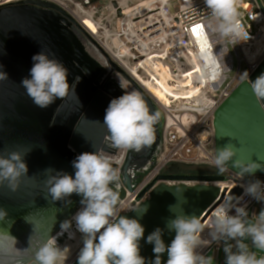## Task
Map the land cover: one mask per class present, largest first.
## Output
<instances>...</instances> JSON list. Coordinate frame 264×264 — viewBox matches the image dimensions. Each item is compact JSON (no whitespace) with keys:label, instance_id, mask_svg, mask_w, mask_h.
I'll return each mask as SVG.
<instances>
[{"label":"water","instance_id":"water-1","mask_svg":"<svg viewBox=\"0 0 264 264\" xmlns=\"http://www.w3.org/2000/svg\"><path fill=\"white\" fill-rule=\"evenodd\" d=\"M40 51L62 62L69 71L68 95L57 99L46 109L35 106L20 85L24 78H30L32 57ZM0 66V70L8 76V79L0 80V150L33 147L24 158L28 176L21 178L18 190L12 192L7 186L0 187V208L7 213L0 219V234H10L20 239V234L28 225L34 224L30 228H36L38 223L44 226L53 224L54 219L62 220L81 206V198L75 194L70 197L72 203L68 207L63 202L53 204L45 199L46 176L43 171L51 167L74 176L71 162L77 155L99 149L107 151L105 141L109 133L103 123L105 110L111 99L124 93L109 81L107 73L118 71L130 79L71 16L58 6L40 0H22L0 7ZM85 69L89 71L88 74L84 73ZM261 73H264V61L250 80L241 82L217 109L214 122L216 147L231 142L239 149L237 158L252 159L257 163H264V100L254 96L249 84ZM77 77L81 79L73 91L71 86ZM135 90L142 94L151 111L160 113V117L155 125L152 146L139 153L128 151L120 168L113 164L119 169L120 180L128 191H133L139 185L162 149V111L142 89L135 86ZM40 145H44L46 151ZM117 152L118 149H115L112 154ZM245 178L246 181H264V172L257 171L254 177ZM162 179L206 183L226 180L224 176L215 178L201 174L164 175ZM241 194L240 188L228 192V189L214 184H160L152 191L151 198L136 209L137 212L124 215L137 218L144 205L150 206L140 219L145 227L140 254L145 257L146 264H151L155 258L153 245L148 244L146 238L156 227H165V218L172 217L168 211L169 205L177 204V214L197 215L205 224L223 201L228 202ZM174 235V232L165 230L162 238L166 245L171 243ZM27 256L24 252L20 259L26 260ZM166 261L167 253L162 255V264H166ZM72 264H76V260Z\"/></svg>","mask_w":264,"mask_h":264},{"label":"clouds","instance_id":"clouds-1","mask_svg":"<svg viewBox=\"0 0 264 264\" xmlns=\"http://www.w3.org/2000/svg\"><path fill=\"white\" fill-rule=\"evenodd\" d=\"M204 4L210 10V28L230 38L234 44L247 38V33L237 20L234 0H204ZM32 60L30 78H24L20 85L35 106L46 109L57 99L68 95L69 71L62 62L50 58L43 51L34 55ZM88 72L84 70L85 74ZM5 79H8L7 73L0 70V80ZM80 79L77 77L73 82V91ZM240 79L249 81L247 70L241 74ZM249 86L258 100H264V73L251 81ZM159 117L160 113L151 111L142 94L137 91L124 92L111 99L103 119L109 133L110 146L136 153L150 148L155 141V125ZM39 147L46 151L44 145ZM32 150L31 146L14 151L7 148L0 150V187L7 186L12 192L18 190L21 178L28 176L24 158ZM238 151L231 142L216 147L211 163L220 173L230 168L237 169L236 173L242 181L246 176L254 177L257 171L264 172V163L237 158ZM114 163L118 162L103 149H99L75 157L71 162L74 176L51 167L43 171L46 176L45 199L53 204L63 202L68 207L72 203L70 197L75 194L81 198V207L70 219L60 222V231L55 236L38 247L34 264H66L69 246H61L57 240L65 234L69 240H75L77 232L80 234V246L76 264H146L145 257L140 254V241L145 234L140 219L150 206L144 205L137 218L121 215L125 209L119 192L115 190L120 187V174L119 169L113 167ZM240 187L243 189L242 195L230 198L217 207L207 225L197 215L177 214V204L169 205L168 211L172 217L165 218V227H156L146 238V242L153 245L155 258L151 264H162V255L165 253L166 264H213V257L205 256L200 251L209 243L201 235L206 226L210 229L212 241H235V251L232 247L224 249V264H264V257L257 258L254 252L249 251L248 244L244 243L245 239L250 238L253 247L264 250V208L256 215L255 222L250 223L244 202L245 197H250L264 203V181L248 180L247 183H241ZM131 211L137 212L136 209ZM233 211L234 214H230ZM6 214L0 208V219ZM165 230L175 233L168 245L162 238ZM7 241H11L13 247L17 243L16 238L10 234H0V250L5 248Z\"/></svg>","mask_w":264,"mask_h":264},{"label":"built area","instance_id":"built-area-1","mask_svg":"<svg viewBox=\"0 0 264 264\" xmlns=\"http://www.w3.org/2000/svg\"><path fill=\"white\" fill-rule=\"evenodd\" d=\"M20 1L0 0V7ZM40 1L54 4L71 16L131 80L112 71L107 73L109 81L123 92L136 91L135 86L142 89L162 111V149L153 167L133 191L126 190L119 180L124 192L120 199L125 209L121 215L133 212L132 209L149 200L154 188L160 184H213L164 180L162 176L182 175L170 173L169 170L176 166L218 171L211 163L216 148L215 113L243 82L241 74L247 70L250 80L264 61L263 5L258 0H234L237 20L247 33L246 39L234 44L230 38L208 26L211 16L204 0ZM128 8L129 12L121 16V11ZM197 25L202 26L199 33L193 31ZM109 155L120 168L128 151L118 150L115 155ZM220 175L226 178L223 189L230 192L240 188L243 193L240 185L247 183L246 178L242 181L230 170ZM244 202L248 211L259 203L250 197H245ZM211 217L212 214L205 225ZM201 235L209 241L200 250L202 254L212 248L223 251L226 246V241H212L205 231ZM63 239L76 243L69 240L67 234L59 237L57 243L61 245ZM76 244L66 264L76 260L80 239Z\"/></svg>","mask_w":264,"mask_h":264},{"label":"bare ground","instance_id":"bare-ground-1","mask_svg":"<svg viewBox=\"0 0 264 264\" xmlns=\"http://www.w3.org/2000/svg\"><path fill=\"white\" fill-rule=\"evenodd\" d=\"M140 1H143V0H140ZM126 13L124 12V10H122L120 15L123 16ZM213 184L220 188L225 186L224 182H216ZM80 207L81 206L75 209L71 215H66L62 220L54 219L53 224L44 226L38 223L37 224L38 226H36V228L35 227L30 228L31 226H34V224L28 225L26 230L24 229V232L20 234L21 236L20 239H16L17 243L15 247H13L11 241H9V243L5 245V248L3 250H0V258H3V259H0V262H1L0 264H34V261L21 260L23 253L26 252L27 250L36 251L41 244L46 242L47 239H49L51 236H55L60 231V222H62L65 219H69L70 216L74 215L75 212L78 211ZM204 231L209 233L210 229L206 226ZM30 236H31V246L29 247V237ZM79 239H80L79 235L76 233V239H75L76 243L78 242ZM76 243L75 242L67 243V246H69V249H70L69 257L75 251L74 249L76 248V245H77ZM16 249H20L22 251L18 252L16 251ZM24 249H27V250H24ZM73 260L74 259H72L69 262V264H71Z\"/></svg>","mask_w":264,"mask_h":264},{"label":"crops","instance_id":"crops-1","mask_svg":"<svg viewBox=\"0 0 264 264\" xmlns=\"http://www.w3.org/2000/svg\"><path fill=\"white\" fill-rule=\"evenodd\" d=\"M264 208V203L259 202L254 207H252L248 211V220L250 223L255 222L256 215L259 214V212ZM225 247H232L233 251H235V241H226ZM244 243L248 244L249 251L254 252L257 256V258L264 257V250L257 249L252 246L250 238L245 239ZM225 249V248H224ZM217 251L216 249L212 248L203 255L213 257V264H224L225 262V251Z\"/></svg>","mask_w":264,"mask_h":264},{"label":"rangeland","instance_id":"rangeland-1","mask_svg":"<svg viewBox=\"0 0 264 264\" xmlns=\"http://www.w3.org/2000/svg\"><path fill=\"white\" fill-rule=\"evenodd\" d=\"M261 1V4L263 5V8H264V2H263V0H260ZM130 8H131V6H130ZM129 8L128 9H126V10H124V12L126 13H128L129 11ZM177 167V166H176ZM187 169H189V168H187ZM189 170H191L190 171V174L191 173H193V174H196V173H198V171L199 172H204V171H207V170H211L210 171V175L211 176H213V177H215V178H219V177H221V175H220V173L216 170V169H211V168H203V167H199V168H192V169H189ZM209 172V171H208ZM115 190H117L118 192H119V195H120V197H122L123 195H124V192H123V190H121V188L119 187V189H115ZM69 241H67L66 239H63V240H61V242H60V244H61V246H65V245H67V243H68ZM74 253V252H73ZM73 255V254H72ZM72 255L68 258V260L72 257ZM68 260H67V262H68ZM66 262V263H67Z\"/></svg>","mask_w":264,"mask_h":264},{"label":"trees","instance_id":"trees-1","mask_svg":"<svg viewBox=\"0 0 264 264\" xmlns=\"http://www.w3.org/2000/svg\"><path fill=\"white\" fill-rule=\"evenodd\" d=\"M169 171H170V173H174V174H182V175H191V174H193V173L190 174L191 170H189L187 168H182V167L181 168L180 167H172ZM210 171L211 170H207V171H204V172H199L198 171V173H196V174L210 175L209 174ZM193 175H195V174H193Z\"/></svg>","mask_w":264,"mask_h":264},{"label":"flooded vegetation","instance_id":"flooded-vegetation-1","mask_svg":"<svg viewBox=\"0 0 264 264\" xmlns=\"http://www.w3.org/2000/svg\"><path fill=\"white\" fill-rule=\"evenodd\" d=\"M110 140H109V138H107L106 139V141H105V146H107L106 148H107V152L109 153V154H112V152H114L115 151V148H112L111 146H110ZM32 251V250H31ZM30 250H27L26 252H25V254L26 255H28L27 256V259H28V261H34V256H35V251H32L31 252ZM26 259V260H27Z\"/></svg>","mask_w":264,"mask_h":264},{"label":"snow or ice","instance_id":"snow-or-ice-1","mask_svg":"<svg viewBox=\"0 0 264 264\" xmlns=\"http://www.w3.org/2000/svg\"><path fill=\"white\" fill-rule=\"evenodd\" d=\"M202 28V26L197 25L196 28L193 29L194 32L199 33V30Z\"/></svg>","mask_w":264,"mask_h":264}]
</instances>
